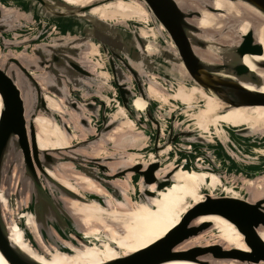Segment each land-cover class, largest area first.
Here are the masks:
<instances>
[{
    "label": "bare ground",
    "instance_id": "bare-ground-1",
    "mask_svg": "<svg viewBox=\"0 0 264 264\" xmlns=\"http://www.w3.org/2000/svg\"><path fill=\"white\" fill-rule=\"evenodd\" d=\"M63 1L76 7H88L86 12H81L82 15L94 16L109 23L116 19L118 23L125 24L123 26L126 29L135 28L143 38L148 40L146 41L149 54L154 53L159 57L157 45L159 47L163 45L170 48L175 47L165 27L151 18L149 10L139 0H109L99 4H96L99 0ZM204 1L210 3L215 10L207 9L197 1H192L191 5L201 11L200 17L193 21L199 28L206 31V37L214 38L218 43L233 45L251 29L264 48V16L259 11L233 0ZM17 2L18 0L0 2L3 5V13L7 14L9 11L15 13L12 23L19 20V16L16 15ZM22 2L27 3V0H22ZM178 2L182 7L186 3L184 0H178ZM11 3H15V6ZM24 14L25 12L20 13V15ZM20 18L22 17L20 16ZM69 20L71 21V19ZM75 25L71 27L75 28ZM14 31L11 33L12 35L20 34ZM209 31L214 32L215 35H210ZM88 46V49L92 51H82L77 59L82 65L87 66L98 79L102 76L101 79H105L102 83L109 85L111 74L105 53L95 41L88 43ZM197 52L206 61L217 60L214 50L197 49ZM157 56L156 59H158ZM253 57L264 59V53L261 56ZM245 61L262 78V85L257 89L264 92V66L254 64L251 56H247ZM160 68H162L160 71L164 76L147 73V82H144L147 98L142 96L134 84L131 85L135 95L131 99L130 108L136 112L138 119L143 118L153 106L152 102L156 101L158 103L156 109L158 119L164 121V118L160 116L163 109L168 108L169 113L176 111L178 122L173 128V132L180 134L179 130L187 129L195 131L196 135H200L207 142L206 149H209V145L216 143L217 140L223 141L228 146L230 135L225 129L226 126L236 129L248 127L252 131H261L262 134L258 140L264 139V105L230 107L192 81L182 65H179L178 72L175 73L167 64H162ZM168 72L171 77L166 79L164 78L165 73ZM251 88L254 89L255 86H251ZM96 92L97 97L104 102L102 106L107 112H111L110 121L117 125L91 145V154H97L96 156L99 157L120 155L117 161L109 164V171L137 164H143L145 168L150 163L160 162V167L155 172L158 180L146 184L143 177L129 172L118 177L112 176L114 174H108V176L102 174L105 180L99 181L77 172L70 175L66 173L64 165L54 170L47 169V173L53 179L74 193V195L62 194L58 196L56 191L53 192L55 198L69 213L70 220L74 224V228L69 229H74L75 233L72 231L66 237H61L60 233L51 227L53 236L60 244L41 236L30 209L21 211L18 221L10 213L9 198L5 189L1 187L0 203L6 219L9 239L35 260L43 264H101L147 248L163 238L180 223L182 216L192 205L204 199L205 193L214 195L222 193V195L252 201L264 198V173L258 177L252 175L248 177L229 172L225 167L227 171L223 175L225 177L223 180L217 169L224 163L230 164L235 158L229 156L227 159V156H223L222 160L216 161L214 158L210 160L208 155L200 152L199 149H197L198 157L192 158L189 153L191 149H194L193 146L196 145V149L202 144L192 142V139L195 140V138H190L188 133H184V140L173 141L158 151L150 149L153 147V144L150 145V138L145 136L144 130H138L135 119L131 117L130 112L118 97L117 89L115 87L112 89V98L102 90L96 89ZM44 98L51 111L57 113L66 111L62 98L48 92L44 94ZM79 107L82 109V114L85 115L83 104H79ZM66 112L75 121L81 117L80 113L74 114L68 110ZM33 122L39 149L49 152L70 147L74 138L83 137L87 131L91 130L75 126L79 134H69L56 120L41 112L35 116ZM164 127L165 123L163 122L162 136L158 145H163L169 135L168 129L166 130ZM240 139L246 142L256 140L251 135H241ZM101 143H111L112 151L106 154L107 151H103L106 149ZM132 147L138 149H132ZM144 148L145 151L141 152ZM248 148L250 153L248 157L257 158L259 155H264V147ZM100 149L103 150L99 151ZM184 154L188 156L185 157ZM181 158L184 159L180 160ZM167 178L171 180V184L157 189L158 183ZM109 185L117 186L119 191L111 190ZM137 192L143 196L136 198ZM25 201V198H21V203ZM202 221H211L214 223V227L202 236L187 242L185 247L200 243L203 239L206 242L223 243L227 248L250 250L244 240V234L229 219L220 215H206L198 219V222ZM259 233L264 239V227L260 229ZM206 263L243 264L237 256L236 258L218 260L200 257L198 261L172 259L159 264ZM0 264H9L1 252Z\"/></svg>",
    "mask_w": 264,
    "mask_h": 264
},
{
    "label": "water",
    "instance_id": "water-1",
    "mask_svg": "<svg viewBox=\"0 0 264 264\" xmlns=\"http://www.w3.org/2000/svg\"><path fill=\"white\" fill-rule=\"evenodd\" d=\"M2 1L6 2V0H0L1 3ZM35 1L38 2V5L31 3V0H27V3L22 5L23 12H25L22 15V20L18 17L19 20H15L13 23L11 21H13L15 13L12 11L7 14L3 13V5L0 3V51L5 47H20L22 44L30 43L40 37L41 31L32 37L25 38L23 31L19 28V26L25 27V22L32 20L35 15H40L38 20H33L35 24L40 23L42 27L47 24V26L51 27V32L55 31V33L57 32L61 35L73 33L77 27V23L75 25L72 20H69L72 19L69 18V15H79L86 17L87 20V24L85 23L81 27L83 30L81 36L72 40L76 42V46L68 50L73 51V55L62 52L67 49L66 45H63L65 44L64 42L60 43L62 44L61 46L59 43H47L44 44V47L33 49L34 54L39 58L35 62L47 72V76L44 79L45 89L37 81L34 61L20 56H7L5 62H0V189L4 185H9L13 166L16 165L17 170L19 169L21 173L19 183L24 186L26 184L29 185L28 206L34 215L37 229L43 238L51 242L60 244L53 236L51 227L57 230L61 237L68 236L72 231L75 233L74 229H69L71 227L74 228L69 213L61 202L55 198L53 192L56 191L58 196L62 194L74 195V193L53 179L46 170H54L58 162L57 157L53 153L67 157L63 151H72L79 143L86 142L87 144L91 141H75L76 143L71 144L70 147L53 152L40 150L36 140V128L33 120L39 112L44 113L56 120L67 133H71L69 125L62 120L60 113L53 112L47 107L44 98V94L47 92L59 98L63 97L65 99L64 103L70 104L77 111L82 110L79 104L88 105L89 108L95 109V104H91L88 101L83 102L84 99L76 89L68 87L69 90H66V86L69 83H81L84 85L83 77L90 78L95 76L87 66L82 65L77 59L82 52L80 50L81 47L86 46V49H88L89 41L97 42L105 53L112 76L110 81L114 82V87L118 89V97L132 116L136 112L130 108L131 99L135 95L131 85L134 84L142 96L147 98L144 85L147 80V73L144 70L146 66H149V69L153 71L156 69L161 74L160 70L162 68L160 66L162 64L171 66V70L174 69L172 70L174 73L178 72L179 65H182L187 70L192 81L224 101L230 107L264 105V92H260L257 89V87L262 85L263 80L245 61L247 56H251L254 64L264 66V59H255L253 57L263 55L264 48L262 43L258 41L251 29L233 45H227L223 42L218 43L215 42L214 38L206 37V31L203 28H199L193 21V19L200 17L201 11L191 5L192 1H197L203 7L213 10L212 5L204 0H184L186 2L184 7L180 5L178 0H139L149 10L151 18L165 27L168 36L175 44L174 48L165 45L159 47L157 45L159 57L156 56L158 59L155 58L154 53H148V40L143 38L135 28L126 29L123 25L118 26L116 23H109L94 16L82 15L81 12H86L88 7L72 6L63 0H54L56 4L50 0ZM106 1L109 0H99L96 4ZM233 1L252 7L264 16V0ZM29 4H32V6ZM39 5L42 7L41 10L38 9ZM57 8L61 10H57ZM18 11L19 9L16 12L17 16ZM23 12L21 11L20 13ZM72 25H75V28H72ZM14 30L20 34L18 36L12 35L11 33ZM209 33L212 36L215 35L214 32L209 31ZM197 49L216 51L217 60H204L198 54ZM23 51H26L25 47H23ZM157 51L155 52L158 53ZM143 64L144 66H142ZM70 70L77 75L76 79L68 77L71 73ZM165 75L164 78L166 79L171 77L170 73H165ZM251 86H255V88L253 89ZM92 98L98 100L100 105L104 103L98 97ZM152 105V107L157 109L158 103L156 101H153ZM152 107L147 113L152 120L156 121L152 115ZM102 110L103 112L105 111L104 106H102ZM139 120L142 121V119ZM82 121L87 124L84 118H82ZM104 121L105 117L102 114V122L104 123ZM156 122L157 133L153 143V149L156 151L173 141L184 140V133H188L190 138H195V140L192 139V142H200L202 144L196 149V145L193 146L194 149H191V154L189 153L192 158L194 156L198 157L197 154L199 152H197V149L206 153L210 160L212 158L216 159V161L220 160L218 159L219 156L217 158L218 151L223 153L222 158L223 156H227V159H229V156L235 158L228 165L224 163V160L222 167L217 169L219 176L223 180H225L223 175L227 171L225 167H227L229 172L236 173L238 172V167L246 170L247 167L256 165L257 167L251 169L253 170L252 175L255 173L260 176V174L264 173V155H259L257 158L248 157V154H250L248 147H264V139L258 140L259 135H254V131L248 127L236 129L226 126L225 129L230 135L228 146L223 141L217 140L216 143L209 145V149H206L205 144L207 142L200 135H196L195 131L188 129L179 130L180 134H176L173 132V126L170 128L172 132L169 131V135L163 145H158L162 136L163 126L160 127L162 130L160 134L158 121ZM241 135H251L256 140L253 139V141L246 142L240 139ZM192 152L194 153L192 154ZM187 156L185 155V157ZM99 159L100 157L80 158V161L86 162L85 167L92 172L95 171V167L92 165L100 169L98 171L101 175L92 174L90 177L102 181L105 180L102 177L103 175L108 176V169L99 162ZM182 159L184 158L180 160ZM159 167L160 162H153L145 168L143 164L133 165L128 168H132L133 170L131 171H134L135 175L143 177L144 182L150 184L158 180L155 172ZM121 172L117 173V177L127 174ZM239 174H243V171ZM112 176H115V174ZM247 176L249 177V175ZM169 184H171V180L167 178L158 183L157 189H162ZM109 188L119 191L115 186L111 187L109 185ZM4 189L8 197V190ZM206 215H220L232 221L244 234V240L249 245L250 250L227 248L223 243L214 241L198 242L185 247L187 242L194 240L200 234L206 233L214 227V223L211 221L198 222L199 218ZM263 227L264 198L252 201L222 195V193L215 195L205 193L204 199L192 205L182 216L180 223L163 238L147 248L101 264H159L172 259L198 261L200 257L218 260L236 258V256L241 259L243 264L264 263V239L259 233ZM0 252L9 264H43L29 256L9 239V231L1 203Z\"/></svg>",
    "mask_w": 264,
    "mask_h": 264
},
{
    "label": "rangeland",
    "instance_id": "rangeland-1",
    "mask_svg": "<svg viewBox=\"0 0 264 264\" xmlns=\"http://www.w3.org/2000/svg\"><path fill=\"white\" fill-rule=\"evenodd\" d=\"M28 1H30V0H28ZM50 1H53L55 3L54 0H50ZM7 2L10 3V1H7ZM31 3L38 5V2L37 1L34 2V0H31ZM5 4H8V3H5ZM23 4L24 3L22 2V0H18V2L16 3L17 8L19 9V11H18L19 18H20V16L22 17V15H19V13L21 11L23 12V7H22ZM11 5L15 6V3L14 4L11 3ZM29 5L32 6V4H29ZM38 9L41 10L42 7L39 5ZM57 10H61V9L57 8ZM24 18H25V16H24ZM38 18H40V15H35L32 20L25 19V20H27V22H25V24H26L25 27L19 26V28H21L20 30L23 31V33H24L23 35H25V38L32 37L33 35H35L41 31L40 37L35 39L34 41H31L30 43H27L24 45L22 44L20 47H5L1 51L0 62L1 63L5 62V59L7 56H14V57L20 56V57H24L26 59H29L31 61H34V64L36 66V71H37V74H36L37 81H39V83L41 85H43L44 89H45L46 87H45L44 79L47 76V72L45 71L44 68H40L39 65L35 62V60H38L39 58L37 57V55L34 54L33 49L37 48V47H44V44H47V43H51V44H55V43L58 44L59 43V45L61 46L62 44H60V43L64 42L65 44H63V45H66L67 49H64V50L61 49V50H63L62 52L68 53L69 55H73L72 54L73 51H68V50H70V49H72V47L76 46V42H73L72 40L75 39L76 37L81 36V34L83 32L81 27L85 23L87 24V20H86V17H82L79 15H69V18H72L71 20L74 22L73 24L77 23V27L74 31L76 33L73 32L74 34L73 33H70V34L67 33L65 35L64 34L61 35V34H58L57 32L55 33V31L51 32L52 29H50L51 27L47 26V24L45 25V27H42V25L40 23L35 24V21H33V20H38ZM117 21L115 19V20H112L111 22L118 24V26H120L121 24L125 25V24L120 23V22L118 23ZM68 27H70V26H68ZM89 42H92V41H89ZM23 47H25L26 51H23ZM80 50L81 51H89V52L92 51L91 49H86V46L81 47ZM55 53H58V52H55ZM45 66H46V64H45ZM107 66L109 68L108 64H107ZM154 70L155 71L149 69V66H146L144 71L146 73L160 74V72H158L156 69H154ZM172 70H174V69H172ZM70 72L71 73H70V75H68V77L72 78V79L73 78L76 79L77 75L73 74V72L71 70H70ZM110 74H111V72H110ZM160 75L163 76L162 73ZM130 76L132 77L131 74H130ZM101 77L102 76H100L99 78L101 79ZM100 79H98L96 76L90 77V78L83 77L82 81H83L84 85L81 83H69V84H67L66 90H69L68 87H72L73 89H76L77 92L84 99L83 102L88 101L91 104H95L94 105L95 109L89 108L88 105H83L84 106L83 109H84V113H85V115H83L82 111H77L76 109L71 107L70 104L64 103V107H65L64 109L66 111L68 110L70 112H73L74 114L80 112L81 117L78 118V121H75V120L71 119L70 115L65 111L64 113H60L61 118H62V120H64L69 125V129L71 130L70 134H73V133L79 134L78 129H76L75 126H82V127H86V128L91 129L90 131L86 132L87 134L85 136L74 138L72 144H75L76 143L75 141L79 142V141H83V140L84 141L90 140L91 142H89L87 144H86V142H81L77 146H75L72 149V151H63V153L65 155H67V157L60 156L57 153H53V155L55 157H57V159H58V162L55 166V169L59 168V167L61 168L64 165V169H65L66 173H68L70 175H73V172L74 173L75 172L81 173V174L87 175V176H91L92 174H95V175L100 174L99 173L100 169H98L95 165H92L95 167L94 168L95 171L92 172V171H90V169L85 167L86 162L80 161V158H86L87 159V158L99 157V156H96L97 154H91V152H90L91 151V145L96 140H98L101 136H104L106 134V132L112 130V128H114L117 125L116 123H112L110 121L111 120V112L110 111L107 112L106 110L103 112L102 105H100L99 101L94 100V98H92V97H97L96 89H98L99 91L102 90L103 92L106 93V95L108 97L112 98L111 97L112 89H114V86H115L114 82L108 81L109 85H106V84L102 83V81H105V79L104 78L101 80ZM146 82H147V80H146ZM97 86H99V87H97ZM116 89H117V87H116ZM60 98H62L63 102H65V99L63 97H60ZM167 109H163L160 116H162L164 118V121H163L165 123L164 128L166 130L168 129L167 132L169 133L171 126L175 127V124H177L178 118L176 116V114H177L176 111L175 112L173 111V113H169ZM151 111H152V115L154 116L156 121H158L159 132L161 134L162 130L160 129V127L163 126V122L161 119L157 118L158 114L156 112L155 107H152ZM102 114L105 117L104 123L102 122ZM131 117L133 119H135V121H136L135 123L137 124L136 126H137L138 130H144L145 136H148L150 138V140H149L150 145L153 144L155 135L157 133V122L152 120L148 113L145 116H143V118H141L142 121H140L138 119L137 114H135L134 116L131 115ZM82 118L85 119V122L87 121V124H85L82 121ZM253 134L261 136L262 132L261 131H254ZM101 145H103L104 149H106V150L100 149L99 151H102V150L107 151L106 154H109L110 151H112V144L111 143H108V144H105V143L102 144L101 143ZM214 148H215V146H214ZM132 149H138V148L132 147ZM150 149H153V147ZM159 149H161V147ZM202 150H204V149H202ZM144 151H145V148L141 152H144ZM102 153H105V152H102ZM222 154L223 153H221V151H218V153H217V157L219 156L218 159L222 158ZM119 156L120 155L117 154L114 157H111V156L100 157L99 162L107 167V169H108L107 173L108 174H115L117 176L118 175L117 173L119 171H122L121 173L134 172V171H131V170H133L132 168L124 169L121 167H118L115 171H109V168H108L109 164L111 162L117 161ZM246 162L250 163L249 161H246ZM248 165H251V164H248ZM68 166H70V167H68ZM233 167H235V166H233ZM251 169L252 168L247 167L246 170H242L241 168L238 167V170H237L238 172H236V173L239 174V173H241V171H243V174H242L243 176H245V174L250 176L253 173V170H251ZM39 176L42 178V176L40 174H39ZM252 176L258 177L259 175L254 173ZM20 177H21V173H20L19 169L17 170L16 165H14L9 185L3 186V188H6L8 190V198H9V205H10L9 211H11L10 213L12 215H14L18 219V221H19V218H18L19 213L23 210L30 209V207L27 206L28 199H29V191H28L29 185L26 184L24 186V185L20 184L19 183V181L21 180ZM111 178H115V177H111ZM71 181H74V180H71ZM115 187L117 188V186H115ZM141 196H143V195L140 192L136 193V198L141 197ZM21 198H25L26 201L24 203H21ZM203 234H205V232L200 234L199 236H202ZM200 243H206V241L202 239V241Z\"/></svg>",
    "mask_w": 264,
    "mask_h": 264
}]
</instances>
